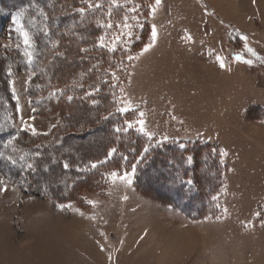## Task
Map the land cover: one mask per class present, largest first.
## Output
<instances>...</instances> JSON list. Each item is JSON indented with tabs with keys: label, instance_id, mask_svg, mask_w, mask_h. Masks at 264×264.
<instances>
[{
	"label": "rangeland",
	"instance_id": "rangeland-1",
	"mask_svg": "<svg viewBox=\"0 0 264 264\" xmlns=\"http://www.w3.org/2000/svg\"><path fill=\"white\" fill-rule=\"evenodd\" d=\"M127 12L100 43L128 58L122 108L152 141L220 150L218 213L193 220L156 197L179 202L169 188L112 176L126 170L64 204L0 174V264H264V0H135ZM22 22L0 19L2 50H30ZM28 81L17 71L12 83L16 128L50 133L61 115L33 112Z\"/></svg>",
	"mask_w": 264,
	"mask_h": 264
},
{
	"label": "trees",
	"instance_id": "trees-1",
	"mask_svg": "<svg viewBox=\"0 0 264 264\" xmlns=\"http://www.w3.org/2000/svg\"><path fill=\"white\" fill-rule=\"evenodd\" d=\"M133 3L0 0V19L21 14L32 44L29 51L20 42L10 51L0 46V174L30 195L64 204L80 201L83 188L104 186L112 171L135 166L139 188L158 192L166 187L180 198L176 202L170 195L156 196L173 209L193 220L216 215L220 208L214 198L223 172L220 150L202 143H157L135 129L132 113L118 111L122 88L117 73L128 58L100 43L130 15L127 8ZM17 71L29 78L26 94L33 112L61 115L50 133L17 130L12 86Z\"/></svg>",
	"mask_w": 264,
	"mask_h": 264
},
{
	"label": "snow or ice",
	"instance_id": "snow-or-ice-1",
	"mask_svg": "<svg viewBox=\"0 0 264 264\" xmlns=\"http://www.w3.org/2000/svg\"><path fill=\"white\" fill-rule=\"evenodd\" d=\"M160 2H161V0H156V4H157V5H159ZM80 11L83 12L84 9H80ZM153 11H155V9H153ZM110 26H111V25H109V27H110ZM156 36H157V33H156V31H155V28H153V31H152V37H153V39H155ZM29 42H30V38H29V36H28V33L25 32V33H24V43H25V44H29ZM149 47H151V45H149ZM145 51H147V48L145 49ZM249 51L251 52V51H253V50H252V49H249ZM253 54L255 55L254 52H253ZM130 58H131V57H130ZM219 59H221V64H220V66H221V67H224L225 65H224V63H223V59H222V58H219ZM237 59H240V57H237ZM247 63H252V61L249 60V61H247ZM69 99H71V97H69ZM127 110H128L127 108H121V109H118V111H127ZM141 115H143V114H141ZM139 123H140L141 125H143L144 122H143V121H140ZM25 127L27 128V127H29V126H28V125H25ZM129 127H132V125L129 124ZM139 130L142 131V132L144 131L143 127H141ZM31 131H32V134H33V135H37V134H38V133H37V130H36L34 127H31ZM117 131H120V129H117ZM145 134L147 135L148 133H145ZM115 151H116V149H112V152H113V153H114ZM144 151L147 152L148 149L145 148ZM224 154L226 155V153H224ZM9 159H11V157H9ZM21 159H23V157H21ZM141 159H143V157H141ZM12 162L15 163L16 161L13 160ZM189 162H191V157H189ZM95 166H96L95 164L92 165V167H95ZM29 167H32V166L29 165ZM64 167L67 168V167H68V164H65ZM135 172H136V168H135V166H133V167H132L131 174L128 173V172H125V173L123 174V177H119L117 173L113 172V173H112V176H113V177H116V178H122V179H124L127 183L131 184V183H132V176L135 175ZM187 183L191 184L192 181L189 180ZM5 190H6V189H5ZM90 203H91V202H90ZM225 211H226V210H225ZM257 215H259V213H257Z\"/></svg>",
	"mask_w": 264,
	"mask_h": 264
}]
</instances>
